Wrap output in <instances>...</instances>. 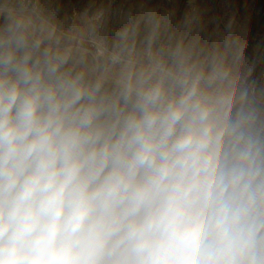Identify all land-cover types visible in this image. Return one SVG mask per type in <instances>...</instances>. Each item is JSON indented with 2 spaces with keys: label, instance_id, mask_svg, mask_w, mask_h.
Wrapping results in <instances>:
<instances>
[{
  "label": "clouds",
  "instance_id": "1",
  "mask_svg": "<svg viewBox=\"0 0 264 264\" xmlns=\"http://www.w3.org/2000/svg\"><path fill=\"white\" fill-rule=\"evenodd\" d=\"M97 2L0 0V264H264L235 15Z\"/></svg>",
  "mask_w": 264,
  "mask_h": 264
},
{
  "label": "rangeland",
  "instance_id": "2",
  "mask_svg": "<svg viewBox=\"0 0 264 264\" xmlns=\"http://www.w3.org/2000/svg\"><path fill=\"white\" fill-rule=\"evenodd\" d=\"M86 0H63L66 10L71 12L73 8H83ZM127 7L124 0H113V8L121 4ZM166 6L175 7L177 19L185 13L192 12L194 16H200L207 20L217 17L223 22L227 16L235 15L239 25L237 31L241 44L245 48V56L252 75L264 78V0H194L190 6L189 0H173L172 4ZM109 0H98L97 8H106Z\"/></svg>",
  "mask_w": 264,
  "mask_h": 264
}]
</instances>
